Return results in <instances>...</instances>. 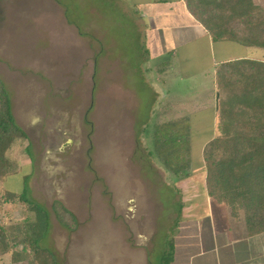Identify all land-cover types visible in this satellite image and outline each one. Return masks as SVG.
Instances as JSON below:
<instances>
[{
    "label": "rangeland",
    "instance_id": "rangeland-1",
    "mask_svg": "<svg viewBox=\"0 0 264 264\" xmlns=\"http://www.w3.org/2000/svg\"><path fill=\"white\" fill-rule=\"evenodd\" d=\"M255 2L264 5V0ZM62 3L68 22L92 31L100 28L97 50L108 62L104 69L109 72L110 64L112 71L107 76L98 73L94 82L81 80L79 66H65L66 72L57 73L61 66L53 64L52 55L47 62L49 26L41 15V2L0 0V78L11 94L16 120L28 135L8 152L13 166L0 179V224L10 235L38 228L37 216L27 204L6 201V192L25 188L27 175L30 197L49 212L42 244L61 264H158L176 239L175 214L184 199L174 188L176 181L180 188H206L203 146L217 134L218 119L214 124L212 115L199 110L193 115L191 175L172 179L160 160L148 154L158 98L148 72L139 70L141 63L157 57L162 46L154 45L152 32L147 36L133 23L128 26L119 12L114 17L110 11L104 17H85L81 14L89 12L91 0ZM102 4L110 5L107 0ZM249 54L264 59L262 49L251 48ZM119 69L124 73L117 80L114 73ZM111 78L133 89L123 98V106L111 102ZM188 86L183 84L181 93L189 96L182 99L208 103L204 91H190ZM55 201L70 205L80 223L77 230L59 222ZM31 261L22 246L0 256V264Z\"/></svg>",
    "mask_w": 264,
    "mask_h": 264
},
{
    "label": "trees",
    "instance_id": "trees-1",
    "mask_svg": "<svg viewBox=\"0 0 264 264\" xmlns=\"http://www.w3.org/2000/svg\"><path fill=\"white\" fill-rule=\"evenodd\" d=\"M191 13L210 33L213 41H233L247 48L264 50V5L255 0H186ZM217 134L204 146L205 186L208 195L230 209L233 217L244 212L249 235L264 232V59L243 57L216 65ZM88 122V119L86 118ZM28 138L13 112L11 94L0 78V179L13 163L9 150L18 139ZM150 156L160 160L176 180L191 175V123L188 117L153 124ZM28 176L22 191L6 192V201L28 205L38 228L17 235L0 224V256L15 252L32 255V264H61L57 255L42 244L49 212L29 195ZM172 181V180H171ZM174 184V181H172ZM177 183V181H176ZM174 186V185H173ZM174 188H180L175 185ZM53 210L70 231L79 227L77 216L60 201ZM165 252L158 264H171ZM19 253V252H17Z\"/></svg>",
    "mask_w": 264,
    "mask_h": 264
},
{
    "label": "crops",
    "instance_id": "crops-1",
    "mask_svg": "<svg viewBox=\"0 0 264 264\" xmlns=\"http://www.w3.org/2000/svg\"><path fill=\"white\" fill-rule=\"evenodd\" d=\"M36 1L43 5L41 15L46 17L49 26L47 62L50 63L49 55H52L53 64L61 66L57 68L58 72L55 70L57 73L66 72L65 66H70L68 69L79 66L81 80L86 82L91 79L94 82L98 73L107 76L112 71L110 64L109 72L104 69L103 65L108 62L101 59V53L97 50L96 33H100V28L95 27L94 32L87 25L68 22L67 6L63 5L62 0ZM107 1L110 3L108 7L102 4V0H91L89 12L81 16L104 17L110 11L114 17L119 12L128 20V26L133 23L140 33L144 32L147 36L148 32L154 34V45L158 43L163 49L152 61L149 59L141 63L139 70L148 72L155 87L158 98L155 106L159 108L155 123L189 117L192 145L194 114L207 112L216 123V65L252 57L249 54L251 48L233 41H213L208 30L191 13L186 0ZM83 7L87 8V5ZM2 27L0 24V32ZM99 65L103 68L101 71ZM74 71L77 72L76 69ZM123 73L122 69L114 73L117 80ZM112 78L115 79L114 76ZM200 78L206 81L205 86L196 81ZM186 82L191 85L188 86L190 91L202 90L210 98L208 103L202 104L204 107L193 99H182L189 96L181 93ZM94 87L93 83L92 97ZM132 92V87L113 81L111 102L123 106V98L131 96ZM177 191L184 199L180 200V210L175 214L178 225L171 264H264V232L249 235L244 216L233 217L229 208L208 195L207 188H178ZM65 206L71 209L66 203Z\"/></svg>",
    "mask_w": 264,
    "mask_h": 264
}]
</instances>
